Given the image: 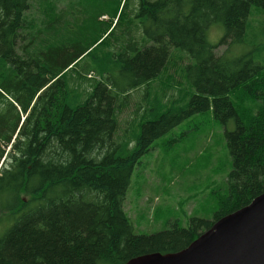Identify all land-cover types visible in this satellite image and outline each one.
Returning a JSON list of instances; mask_svg holds the SVG:
<instances>
[{"label": "trees", "instance_id": "obj_1", "mask_svg": "<svg viewBox=\"0 0 264 264\" xmlns=\"http://www.w3.org/2000/svg\"><path fill=\"white\" fill-rule=\"evenodd\" d=\"M253 7L264 12V0H0V264H125L179 252L264 193V67L251 53L228 55L247 42ZM81 8L89 33L72 36ZM213 24L225 28L216 45ZM173 49L195 61L179 67L177 84L194 94L164 88L122 130L133 92L178 66ZM209 109L223 125L236 122L226 132L229 196L213 220L137 234L124 206L136 166L157 139Z\"/></svg>", "mask_w": 264, "mask_h": 264}, {"label": "rangeland", "instance_id": "obj_2", "mask_svg": "<svg viewBox=\"0 0 264 264\" xmlns=\"http://www.w3.org/2000/svg\"><path fill=\"white\" fill-rule=\"evenodd\" d=\"M131 1L138 3V0ZM79 10L70 18L71 28L67 29L72 36L89 33L84 26L86 9ZM250 22L247 42L232 45L228 55L236 58L251 53L255 61L264 67V12L253 7ZM224 35V26L213 24L208 31V40L216 45ZM226 49V46L219 47L217 53L222 54ZM172 53L173 62L176 59L178 66L165 73L164 83L156 84V89L140 88L133 92V104L120 114L122 130L134 117L135 108L146 106V102L151 100L148 99L150 96L156 95L162 99L164 88H168V94L173 93V88L177 96L187 101L194 94L190 87H179L177 84L184 83L179 67L195 61L183 50L173 49ZM90 76L95 77L93 73ZM84 86L89 87V84L85 83ZM255 104L250 100L247 106L254 107ZM235 127L234 120L223 125L209 109L188 117L153 143L134 170L124 203L137 234L163 231L169 222L188 227L193 218L214 219L222 200L230 194L228 179L233 164L227 148L226 132L233 131Z\"/></svg>", "mask_w": 264, "mask_h": 264}, {"label": "water", "instance_id": "obj_3", "mask_svg": "<svg viewBox=\"0 0 264 264\" xmlns=\"http://www.w3.org/2000/svg\"><path fill=\"white\" fill-rule=\"evenodd\" d=\"M125 264H264V193L217 221L187 248L141 255Z\"/></svg>", "mask_w": 264, "mask_h": 264}]
</instances>
